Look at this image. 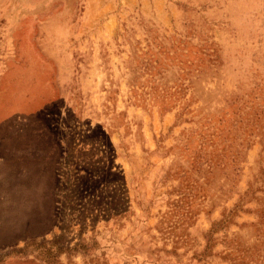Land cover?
<instances>
[{
  "label": "rangeland",
  "instance_id": "1",
  "mask_svg": "<svg viewBox=\"0 0 264 264\" xmlns=\"http://www.w3.org/2000/svg\"><path fill=\"white\" fill-rule=\"evenodd\" d=\"M0 264H264V0H0Z\"/></svg>",
  "mask_w": 264,
  "mask_h": 264
},
{
  "label": "trees",
  "instance_id": "2",
  "mask_svg": "<svg viewBox=\"0 0 264 264\" xmlns=\"http://www.w3.org/2000/svg\"><path fill=\"white\" fill-rule=\"evenodd\" d=\"M30 244H33V243H30Z\"/></svg>",
  "mask_w": 264,
  "mask_h": 264
}]
</instances>
